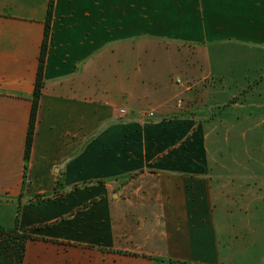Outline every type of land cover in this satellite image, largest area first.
<instances>
[{"label":"crops","instance_id":"obj_1","mask_svg":"<svg viewBox=\"0 0 264 264\" xmlns=\"http://www.w3.org/2000/svg\"><path fill=\"white\" fill-rule=\"evenodd\" d=\"M49 5L0 0V223L30 235L23 264H264V167L218 162L208 128L264 111V0H54L27 152Z\"/></svg>","mask_w":264,"mask_h":264},{"label":"rangeland","instance_id":"obj_2","mask_svg":"<svg viewBox=\"0 0 264 264\" xmlns=\"http://www.w3.org/2000/svg\"><path fill=\"white\" fill-rule=\"evenodd\" d=\"M181 106H184V102H181ZM197 119L201 118L197 116ZM248 120L249 119L245 118V122L239 126L232 122H229V124L224 123L222 125L219 121L209 123L208 125V128L212 131L214 137L210 139V145L218 162L228 161L229 163H232V165H235L236 162H242L243 164H246L245 167L248 168L247 172L252 168L251 164L264 167V111L261 112L260 120H254V122H248ZM228 126L230 129L232 128L237 132L245 131L247 133L245 137H233L236 133L230 131L231 133L228 134L229 137L224 136V133L222 136V128L224 129L225 134H227L226 128Z\"/></svg>","mask_w":264,"mask_h":264},{"label":"trees","instance_id":"obj_3","mask_svg":"<svg viewBox=\"0 0 264 264\" xmlns=\"http://www.w3.org/2000/svg\"><path fill=\"white\" fill-rule=\"evenodd\" d=\"M53 7H54V0H50L45 37H44L42 53L40 57L38 79L35 89V97L32 107L30 129L28 133L27 152H29L33 140L34 125L37 116L39 97L42 86L43 68H44L46 53L48 49L50 19L53 13ZM29 238L30 235L26 231L20 232L18 230L17 225L9 227L0 223V264H23L25 257L26 243Z\"/></svg>","mask_w":264,"mask_h":264},{"label":"built area","instance_id":"obj_4","mask_svg":"<svg viewBox=\"0 0 264 264\" xmlns=\"http://www.w3.org/2000/svg\"><path fill=\"white\" fill-rule=\"evenodd\" d=\"M124 112V111H123ZM151 115H153V113H151Z\"/></svg>","mask_w":264,"mask_h":264}]
</instances>
